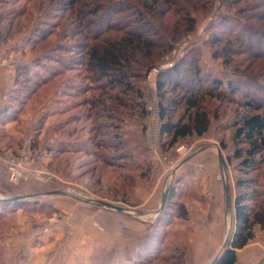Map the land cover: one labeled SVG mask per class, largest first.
Instances as JSON below:
<instances>
[{
  "label": "rangeland",
  "instance_id": "374dc122",
  "mask_svg": "<svg viewBox=\"0 0 264 264\" xmlns=\"http://www.w3.org/2000/svg\"><path fill=\"white\" fill-rule=\"evenodd\" d=\"M144 2L0 0V70L15 73L9 103L34 121L18 152L0 151L8 172L7 159L21 155L27 138L33 142L28 174L0 179V264H210L227 239L230 247L237 180L245 175L234 157L241 96L202 97L200 111L209 117L202 135L174 141L163 125L195 113L187 103L195 95L185 88L197 69L224 80L225 91L234 80L264 95V0ZM141 26L151 37L167 29L171 48L135 52L124 83L89 66V48ZM173 69L181 87L161 89L159 79L169 80ZM162 104L171 107L165 118ZM261 173L250 203L264 213V164ZM16 196L29 200H5ZM253 230L235 264H264V224Z\"/></svg>",
  "mask_w": 264,
  "mask_h": 264
},
{
  "label": "trees",
  "instance_id": "16d2710c",
  "mask_svg": "<svg viewBox=\"0 0 264 264\" xmlns=\"http://www.w3.org/2000/svg\"><path fill=\"white\" fill-rule=\"evenodd\" d=\"M74 2L75 0H71V4H74ZM156 2L157 0H154V3ZM148 3L149 0H145L144 5ZM144 10H141V14L143 18L147 20L149 13L147 10ZM160 16L164 17L166 14L162 12ZM180 20L181 19L176 22L177 24H175L172 30L174 35L178 33ZM189 20L191 21L189 25L191 28V26L194 25V19L190 18ZM142 26L141 29L140 27L139 29L127 27L123 35L117 40L106 42V45L101 48H89V66L104 78L110 77L114 81L124 83L128 79L127 69L130 68L134 62H137V60L134 59L135 52H146L147 56H151L153 48H159L160 50H168L171 48V43L168 42L167 38L163 37V33H165L167 29L161 26V28H158V32H161L162 35L151 37L146 34L148 30L142 31ZM158 32L155 33L158 34ZM98 38L99 35L95 37V39ZM173 38H175V36H173ZM218 39L220 40L221 38ZM151 58L154 60V57ZM188 60L189 64H193V59ZM173 70L176 72L174 75H170L168 77L169 80L166 82L163 81V79H159V86L161 89L166 84H170L174 87H181L177 82V79L180 77L179 73L177 69ZM160 76H162V73ZM193 80H197V82L193 83ZM203 81H210V85L206 87L201 85ZM224 84V80L220 78H213L211 80L209 77L202 75L200 69H197L188 87L185 88L186 92L195 95L187 99L188 108L195 109V113H193V115L190 116V120L185 123H173L169 120L165 121L163 132L172 135L174 141L194 133L202 135L208 130L209 117L205 111H200V99L206 95H211L223 99L235 100V94L241 96V98L237 99V102L240 103L245 112L242 114L239 126L234 134V138L239 144L235 149L234 157L241 159V170L245 175L237 180L238 193L235 200L236 228L229 240L230 247L224 250L223 254L216 262V264H235L237 260V249L245 247L254 237L253 227L255 223L264 224V213L258 212L255 206L250 203L251 201L257 202V186H259L261 182V170L264 164V95L260 93L258 95L254 93L251 94L247 86L240 81L229 80L227 82L226 91L223 90L222 87ZM162 97L164 98V94H162ZM170 109L171 107L169 105L162 104L161 114L164 118L166 117L165 115L169 113ZM253 174L256 175L253 176ZM244 187L245 189H243Z\"/></svg>",
  "mask_w": 264,
  "mask_h": 264
},
{
  "label": "crops",
  "instance_id": "0c3cea01",
  "mask_svg": "<svg viewBox=\"0 0 264 264\" xmlns=\"http://www.w3.org/2000/svg\"><path fill=\"white\" fill-rule=\"evenodd\" d=\"M14 80L15 73L12 72L11 68L0 70V151L3 150L11 154L19 151L18 144L23 133L34 122L33 117L31 119V113L24 111H21V113L19 109L20 113L16 114L12 106L13 103H9ZM6 173L9 176V172L5 170V165L2 163V157L0 156V179L2 177L6 178Z\"/></svg>",
  "mask_w": 264,
  "mask_h": 264
},
{
  "label": "built area",
  "instance_id": "2783aa9c",
  "mask_svg": "<svg viewBox=\"0 0 264 264\" xmlns=\"http://www.w3.org/2000/svg\"><path fill=\"white\" fill-rule=\"evenodd\" d=\"M162 68V67H161ZM160 69H155L156 73L160 72ZM33 142L31 138H27L24 142V147L20 156L10 157L7 159L9 177L12 181H19L29 172L30 163L34 161Z\"/></svg>",
  "mask_w": 264,
  "mask_h": 264
},
{
  "label": "water",
  "instance_id": "95a60500",
  "mask_svg": "<svg viewBox=\"0 0 264 264\" xmlns=\"http://www.w3.org/2000/svg\"><path fill=\"white\" fill-rule=\"evenodd\" d=\"M208 146H205L203 148L200 149L201 150H204V149H207ZM196 153L192 154V155H189L187 158H185L182 162L185 163L189 158H191L193 155H195ZM219 156L222 160V162H224L225 164V161L223 159V154L221 152V149H219ZM227 191H228V187H227ZM55 194H71L70 191L68 190H58V191H55L54 192ZM166 199H167V196L165 195L164 199H163V202H162V207H161V210L164 209V206H165V203H166ZM5 200H10V201H14V202H19V201H27L29 200V197L27 196H16V197H13V198H9V199H5ZM94 201L97 203V204H100V205H103L104 207H107V208H110V209H114V210H117L118 212H121V213H126V214H132L130 213L129 211H125L124 209H121V208H116L114 207L113 205L105 202V201H102V200H99V199H94ZM227 244H228V239L226 240L224 246H223V249L225 250L227 248ZM222 253H219L215 259L210 263V264H216V262L219 260L220 256H221Z\"/></svg>",
  "mask_w": 264,
  "mask_h": 264
},
{
  "label": "bare ground",
  "instance_id": "6f19581e",
  "mask_svg": "<svg viewBox=\"0 0 264 264\" xmlns=\"http://www.w3.org/2000/svg\"><path fill=\"white\" fill-rule=\"evenodd\" d=\"M218 152H219V150H218Z\"/></svg>",
  "mask_w": 264,
  "mask_h": 264
}]
</instances>
